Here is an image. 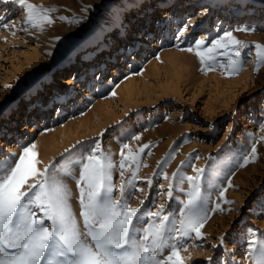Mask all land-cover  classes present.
I'll return each instance as SVG.
<instances>
[{"label": "rangeland", "instance_id": "rangeland-1", "mask_svg": "<svg viewBox=\"0 0 264 264\" xmlns=\"http://www.w3.org/2000/svg\"><path fill=\"white\" fill-rule=\"evenodd\" d=\"M29 2L56 9L50 14L54 22L42 32L22 31L24 11L0 2V105L13 102L6 85L31 73L38 76L35 89L21 93L18 106L0 119V158L10 153L18 157L21 145L35 143L43 152L37 167L43 169L77 141L98 140L117 163L113 180L118 197L120 145L129 144L127 153L149 144L135 180L137 188L149 193L145 208L153 202L158 207L166 199L158 193L161 185L167 189V181L153 176L158 161L169 157L160 169L169 176L181 161L186 162L181 169L186 176L194 175L190 165L208 168L201 189L208 197L209 218L201 229L203 240L193 234L186 241L189 247L181 252L185 264H209L208 257H213L211 264H252L250 241L264 238V214L258 208V201L264 200V64L254 71V45L264 46V0H179L177 10L164 18L159 10L176 0ZM74 18H81V23H69ZM5 23L7 28L2 26ZM185 24L188 31L177 40V30ZM225 31L249 46L241 49L243 70L231 77L219 67L220 62L227 63L226 56L218 52L214 70L202 71L195 54L196 40L210 45ZM189 47L193 51H187ZM77 65V73L71 75ZM61 72L69 81L53 82L52 76ZM174 85L178 90L167 94ZM30 110L34 115L25 117ZM122 133L141 139L133 141ZM253 142L255 162L239 167L240 157L250 152ZM129 176L125 171L124 178ZM147 178L153 179L151 188ZM66 182L79 221L78 191L74 181ZM183 188L186 192L187 182ZM185 198L184 193H175L167 211L178 213ZM140 199L142 193L132 192L131 206ZM217 203L220 209L211 211ZM222 236L224 244L212 248Z\"/></svg>", "mask_w": 264, "mask_h": 264}, {"label": "snow or ice", "instance_id": "snow-or-ice-1", "mask_svg": "<svg viewBox=\"0 0 264 264\" xmlns=\"http://www.w3.org/2000/svg\"><path fill=\"white\" fill-rule=\"evenodd\" d=\"M0 2L13 3L24 11L22 31L42 32L46 25L54 22L50 14L56 11L55 8L38 6L29 0ZM59 19L67 20L66 17ZM69 23L79 25L81 18H74ZM2 26L8 27L6 23ZM188 28V24L178 28L175 38L181 39ZM237 31L247 33L255 29L238 28ZM254 47V71H258L259 66L264 64V46L255 44ZM248 48L232 31H225L223 36L212 39L210 45L205 40L195 41V54L200 60L201 70H214L219 52L227 59V63L220 62L219 67L229 77L243 70L241 49ZM186 50L193 51L191 47ZM6 87L11 89L12 85ZM111 94L115 95L114 92ZM3 108L0 105V109ZM9 114L10 110L0 111V119ZM261 127L264 128V124ZM122 135L133 141L141 139L139 135ZM20 147L18 157L16 153H10L0 158V264H185L181 252L189 247L186 241L193 234L197 240H203L201 229L209 218V208L201 182L208 168L190 165L194 175L186 176L181 171L186 162L181 161L177 170L169 176L160 171L169 157L158 161L153 176H161L167 181V189L163 190L161 185L158 194L166 199L158 207L153 202L152 207L156 209L153 211L152 207L145 208L149 193L137 188L135 183L149 144L142 145L137 152L129 150L127 153L125 150L129 149V144L120 145L118 166L121 183L118 197L114 195L116 185L113 180L117 163L111 150H105L100 141H77L59 158L50 160L43 169L37 167L41 162L35 143ZM147 154L151 155L150 152ZM256 155V143L253 142L250 152L240 157L243 162L238 166L255 162ZM125 171L130 173L127 179L124 178ZM68 180L74 181L78 191L79 221L72 208L73 194L66 182ZM185 182L188 185L186 192L183 188ZM147 183L151 188L153 179L147 178ZM137 191L144 199L132 207V192ZM224 191L222 189L219 193L222 199ZM177 192L184 193L186 198L180 202L178 213L175 210L169 212L168 201L174 199ZM258 208L264 214V200L258 201ZM219 209L217 203L211 211ZM247 231L252 233L253 230ZM261 235L264 237V234ZM224 242L225 237L222 236L219 244L211 247L218 248ZM249 252L252 264H264V238L250 241ZM212 260L213 257H208L209 264Z\"/></svg>", "mask_w": 264, "mask_h": 264}, {"label": "bare ground", "instance_id": "bare-ground-1", "mask_svg": "<svg viewBox=\"0 0 264 264\" xmlns=\"http://www.w3.org/2000/svg\"><path fill=\"white\" fill-rule=\"evenodd\" d=\"M39 1H45V0H39ZM217 1H220V0H216V2H217ZM178 2H179V0H176L175 3H173V4H171V5L167 6V7H165V8H163V9L159 10V12H160V14H161V17L164 18V17L170 16L174 11H176L177 8H178ZM213 5H214V4H213ZM208 11H209V9H208ZM158 23H161V20H158ZM70 56L73 57V54L71 53ZM79 62H80V60H79ZM78 66H79V65H77V66L75 67V69L72 70L71 75H73V73H74L75 70H76V73H77ZM63 73H64V72H61V74H59L58 76H52V78H51L52 81L55 82V83H66V82H68L69 80L66 79L67 75L65 74V75L63 76ZM37 79H38L37 74H36V73H31L30 75H28V76H27L24 80H22V81H19V82H12V84H11V85H12V88H11V92H10V100H12L13 102H12V104L9 105V106H7V104H5V105H4V108H3V109H0V111H1V110H2V111H5L6 109L8 110V109L11 108V107L18 106L17 104L19 103V102H18V97H19V95H20L21 93L26 92V90L33 91V90L35 89V83L37 82ZM175 85H176V84H175ZM175 85L172 86V87H170V88H168L167 91H169V92H167V94H170L171 92L174 93V92H176V91L178 90L177 86H175ZM40 94H41L42 97H43V96H44V91H43V90H40ZM36 101H37V100H36ZM26 103H27V107H30V105H31L30 100H27ZM15 113H16V112H14V114H15ZM244 114H245V113L242 114L243 117H244ZM28 115H30V116H33V115H34V114L32 113V110L26 112V116H25V117H28ZM22 120L25 121L24 119H22ZM2 125H3V124H0V126H2ZM36 151H37L38 155H40V154L43 155V152L41 151V149H39V148L36 147ZM17 155H18V154H17ZM73 184H74V183H73ZM74 189H75V188H74ZM76 212H77V215L80 217V215H79L80 210H79L78 205H77V207H76ZM81 227H83V226H82V222H81Z\"/></svg>", "mask_w": 264, "mask_h": 264}]
</instances>
